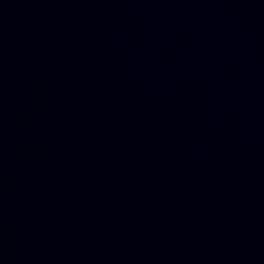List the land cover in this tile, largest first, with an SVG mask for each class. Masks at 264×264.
I'll return each mask as SVG.
<instances>
[{"label":"water","instance_id":"obj_1","mask_svg":"<svg viewBox=\"0 0 264 264\" xmlns=\"http://www.w3.org/2000/svg\"><path fill=\"white\" fill-rule=\"evenodd\" d=\"M0 264H264V0H0Z\"/></svg>","mask_w":264,"mask_h":264}]
</instances>
